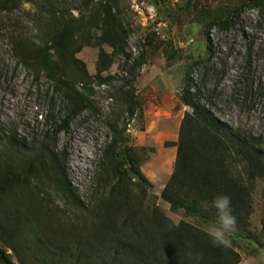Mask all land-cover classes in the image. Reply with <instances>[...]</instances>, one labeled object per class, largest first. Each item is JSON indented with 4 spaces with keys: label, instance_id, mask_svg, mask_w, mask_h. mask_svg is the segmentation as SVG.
Returning <instances> with one entry per match:
<instances>
[{
    "label": "trees",
    "instance_id": "trees-1",
    "mask_svg": "<svg viewBox=\"0 0 264 264\" xmlns=\"http://www.w3.org/2000/svg\"><path fill=\"white\" fill-rule=\"evenodd\" d=\"M247 1L244 5L248 7L264 5V0ZM21 3L37 7L34 18L42 35L34 38L16 32L13 48L23 61L43 69L48 79L60 84L70 103V111L55 135L91 103L92 77L100 85L104 84L112 75H103V72L119 54H124L127 61L133 59L126 52L130 28L122 18L117 0H83L77 15L73 13L77 8L63 6L59 1L0 0V13ZM239 10L226 6L212 9L208 14L201 12L200 20L208 15L207 21L202 20L205 36L212 26L231 28L235 22L232 16ZM85 45L99 49L93 76L77 57ZM143 63L141 56L133 60L135 67ZM198 63L195 61L191 67ZM77 85L82 91L76 89ZM127 85L124 101L129 102L128 110L133 115L135 89L130 81ZM200 97V90L188 81L181 101L189 110L181 120L173 171L160 195L170 205L184 209L186 215H195L205 206L218 215L212 201L220 194L230 196L236 227L247 230L246 237L264 249V214L258 233L250 229L249 221L253 210L252 182L264 179V141L235 134L211 113ZM124 135L125 128L114 132L103 151L99 182L109 186L115 181L90 208L67 178L65 158L56 150L54 136L45 134L32 147H25L15 135L4 141L0 147V243L4 246L0 247V264L240 262V254L231 245L213 243L207 230L184 219L175 223L157 207L145 213L134 226L127 228L118 224L117 219L123 212L135 215L142 205L130 187L137 184L143 189L149 184L139 167L136 149ZM52 193L60 195L71 208L90 215V221L77 219L67 223L58 217L46 202ZM92 219L96 228L90 240L88 227ZM53 234L57 235L58 245L52 242ZM48 250L53 254L50 262L44 253Z\"/></svg>",
    "mask_w": 264,
    "mask_h": 264
},
{
    "label": "rangeland",
    "instance_id": "rangeland-1",
    "mask_svg": "<svg viewBox=\"0 0 264 264\" xmlns=\"http://www.w3.org/2000/svg\"><path fill=\"white\" fill-rule=\"evenodd\" d=\"M51 1L77 8L74 15L83 7V0ZM117 1L130 28L126 52L133 59L127 61L119 54L103 72L112 75L104 84L92 77L91 103L55 135L70 111L69 100L60 84L48 79L43 69L23 61L13 48L16 32L34 38L42 35L34 18L37 7L21 3L0 13V147L12 135L25 147L39 143L45 134L54 136L56 150L65 158L67 178L90 208L115 181L109 186L99 182L103 151L114 132L125 128L124 136L136 149L149 184L143 189L137 184L130 187L142 205L135 215L123 212L118 224L134 226L157 207L175 223L184 219L210 232L219 226V220L206 206L195 215H186L160 195L173 171L181 120L189 110L181 94L189 81L200 90L201 102L235 134L264 141V5L248 7L244 5L247 0ZM226 6L240 9L232 16L235 22L229 29L212 26L206 37L202 20L207 21L208 15L200 20V13ZM98 51L94 45H85L77 54L90 76L96 72ZM140 56L144 63L133 66ZM195 61L199 63L191 67ZM129 81L135 89L133 115L129 102L124 101ZM76 89L82 91L80 85ZM252 186L250 229L258 233L264 214V179ZM46 202L67 223L90 221V215L66 205L58 194L52 193ZM93 223L92 219L88 227L90 240L96 228ZM53 235L52 242L58 245L57 235ZM247 235V230L236 227L228 238L227 244L240 254L238 264H264V249ZM0 247L4 246L0 243ZM44 253L50 262L53 254Z\"/></svg>",
    "mask_w": 264,
    "mask_h": 264
},
{
    "label": "clouds",
    "instance_id": "clouds-1",
    "mask_svg": "<svg viewBox=\"0 0 264 264\" xmlns=\"http://www.w3.org/2000/svg\"><path fill=\"white\" fill-rule=\"evenodd\" d=\"M231 197L226 194H220L212 201V206L218 212L219 226H213L210 235L213 237V243L227 244L230 234L236 228V217L232 214Z\"/></svg>",
    "mask_w": 264,
    "mask_h": 264
},
{
    "label": "bare ground",
    "instance_id": "bare-ground-1",
    "mask_svg": "<svg viewBox=\"0 0 264 264\" xmlns=\"http://www.w3.org/2000/svg\"><path fill=\"white\" fill-rule=\"evenodd\" d=\"M82 153V152H81Z\"/></svg>",
    "mask_w": 264,
    "mask_h": 264
}]
</instances>
